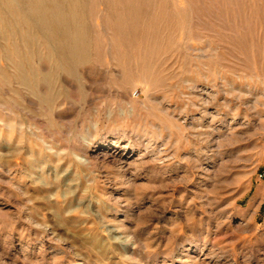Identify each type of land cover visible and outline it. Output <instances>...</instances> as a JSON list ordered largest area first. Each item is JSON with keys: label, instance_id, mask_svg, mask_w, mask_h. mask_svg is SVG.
<instances>
[{"label": "rangeland", "instance_id": "rangeland-1", "mask_svg": "<svg viewBox=\"0 0 264 264\" xmlns=\"http://www.w3.org/2000/svg\"><path fill=\"white\" fill-rule=\"evenodd\" d=\"M38 6L0 0V264H264V0Z\"/></svg>", "mask_w": 264, "mask_h": 264}, {"label": "bare ground", "instance_id": "bare-ground-1", "mask_svg": "<svg viewBox=\"0 0 264 264\" xmlns=\"http://www.w3.org/2000/svg\"><path fill=\"white\" fill-rule=\"evenodd\" d=\"M36 2H38L39 6L41 8V4H42V0H35ZM40 8L38 9L39 12L41 13V15L43 14V10H40Z\"/></svg>", "mask_w": 264, "mask_h": 264}, {"label": "built area", "instance_id": "built-area-1", "mask_svg": "<svg viewBox=\"0 0 264 264\" xmlns=\"http://www.w3.org/2000/svg\"><path fill=\"white\" fill-rule=\"evenodd\" d=\"M263 176H264V174H263Z\"/></svg>", "mask_w": 264, "mask_h": 264}]
</instances>
